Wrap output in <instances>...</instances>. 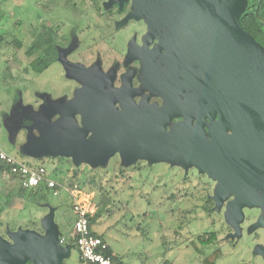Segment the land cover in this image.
Masks as SVG:
<instances>
[{
	"label": "rangeland",
	"instance_id": "1",
	"mask_svg": "<svg viewBox=\"0 0 264 264\" xmlns=\"http://www.w3.org/2000/svg\"><path fill=\"white\" fill-rule=\"evenodd\" d=\"M115 7L123 9L120 14H114L116 22L108 23L114 24L112 29H118L111 34V46L124 49L127 44L129 60H140L142 68L158 70L167 56L161 53L162 45L154 35V22L147 17L140 0L0 2L1 148L32 165L42 164L49 172L56 167L60 171L54 177L56 182L83 183L80 198L91 215L97 214L93 229L103 235L122 264H201L191 243L199 248L195 238L209 233L215 234L216 239L208 245L211 247L204 249L205 253H210L214 246L221 249L215 264H264V206L247 202L236 209L235 197L215 198L218 180L200 174L195 167L183 168L175 161H127L118 153L93 165L60 156L35 159L23 155L27 139L44 138L39 134L43 122L35 119L36 113L42 108L49 109L50 105L64 106L73 94L74 98L80 91L87 92L81 86L82 78L72 75L73 67L77 66L74 64L76 52L68 55L72 50L69 46L83 54L92 41L101 39L108 29L106 13ZM93 23L100 24L101 28L94 29ZM43 25L59 30L60 38L55 44L59 55L47 70L34 74L30 67L32 58L26 55V50L34 32ZM17 41L20 46H16ZM154 41L158 42L154 44ZM93 53L90 48L87 58ZM159 71L157 75H161L160 68ZM171 71L169 75H175ZM139 81L143 91L149 93L146 98L155 96L156 90L146 87L141 76ZM122 92L118 95L119 104L123 102ZM143 102L149 105L146 99L139 106ZM54 117H50V122H54ZM76 120L79 122L78 117ZM36 124L38 130L34 129ZM42 195L43 200L38 198L39 194L30 195V192L19 195L16 182L0 177V238H8V233L18 230L43 235L41 222L50 211L58 226L61 221L63 225L73 221L71 200L65 191L58 196L46 192ZM206 199L214 206L205 213L202 205ZM75 263L76 252L72 249L65 264Z\"/></svg>",
	"mask_w": 264,
	"mask_h": 264
},
{
	"label": "water",
	"instance_id": "2",
	"mask_svg": "<svg viewBox=\"0 0 264 264\" xmlns=\"http://www.w3.org/2000/svg\"><path fill=\"white\" fill-rule=\"evenodd\" d=\"M140 2L167 56L165 69L159 68L175 74L165 77L167 88L161 90L144 80L163 97V106L121 103L119 111L114 103L120 91H112L113 97L97 93L101 99L86 109L80 91L64 106L50 105L34 115L43 122L38 132L44 138L27 139L23 155L91 165L115 153L127 161H175L217 179L215 198L235 197L236 209L247 202L264 206V51L239 24L245 0ZM184 92L188 106L181 104ZM194 107L196 115L190 114ZM183 114L200 123L170 124ZM53 115L58 119L50 122ZM41 223L43 235L18 230L8 233L9 241L0 238V264H62L69 251L59 244L52 211Z\"/></svg>",
	"mask_w": 264,
	"mask_h": 264
},
{
	"label": "flooded vegetation",
	"instance_id": "3",
	"mask_svg": "<svg viewBox=\"0 0 264 264\" xmlns=\"http://www.w3.org/2000/svg\"><path fill=\"white\" fill-rule=\"evenodd\" d=\"M83 1V0H82ZM90 2V0H87ZM121 8L115 7L113 11L108 9L106 13L107 21L106 25L108 29H106L105 35H101L99 40L92 41V44L87 46L85 52L82 54L80 51H75L71 45L69 46L70 49H72L68 55H70L73 52H76L74 55L76 56L74 60V64H76V67H73L74 70H72V75L75 74L78 77H81L84 83L81 85L82 87L84 86L86 91L85 92V108L88 109L91 107V105H94V103L97 100H100L101 98L97 96V93L100 95L103 94H111V92L115 91H122V98L121 100L123 101V106H127L130 102H134V104L138 107L139 103L143 100L148 101V106L151 105H156L157 107H162L164 99L161 96H150L148 97L149 93L143 91V87H141L139 77H142V82H144L142 74L147 75V78L145 80L149 82L150 86H153L155 89H162V88H167L166 84L167 79L165 78L168 73H162L161 75H157L159 69L155 70H149L147 68H142L140 60L135 61V60H129L126 57V48L128 45H125L124 49H116L114 46H111L112 43V37L113 33L117 32L118 29H112V25L114 24H108L109 22H116L114 19V14H120L122 12ZM95 10V9H93ZM95 15L98 13L95 10ZM96 15V16H97ZM91 18H87L86 20L89 21ZM95 26L94 29H99L101 28L100 24H94ZM117 28V27H116ZM127 26L124 28L126 29ZM116 30V31H115ZM107 31H110V35H106ZM163 33V32H162ZM158 42V41H157ZM154 41V44L157 43ZM110 43V44H109ZM65 48V47H62ZM91 48V51L94 52L90 58H87L88 55V50ZM108 50H105V49ZM97 49V50H96ZM56 51V58L55 61L58 59V51L55 47ZM161 53H165V50H162ZM67 57H65L66 59ZM69 62H71V57L68 56ZM83 65V66H82ZM161 69H165L164 65H161ZM143 70V72H142ZM75 71V72H74ZM164 74V75H163ZM161 79V80H160ZM149 80V81H148ZM80 86V87H81ZM108 92V93H106ZM74 95V94H73ZM73 95L71 99H73ZM112 95V94H111ZM186 95H188L186 92H184L181 95V104H185V106H188L187 101H186ZM113 97V95H112ZM128 103V104H127ZM122 104L119 102L114 103V107L117 108L119 111H122ZM193 113L195 114V107L191 108L190 114ZM186 114L180 115L179 117H175L171 119L170 124L174 123H179L182 125H187L190 128L196 127L198 123H200L199 119L194 117L190 119H187L185 116ZM188 116V115H187ZM58 119L57 116L53 118V121H56ZM217 122V118L213 121V123ZM210 123L208 119L204 120V124H202V129L205 131V139H208V129H207V124ZM167 131L169 130V127L166 128ZM197 173V171H195ZM198 174V173H197ZM200 175V174H198ZM3 240L9 241L8 238L2 237Z\"/></svg>",
	"mask_w": 264,
	"mask_h": 264
},
{
	"label": "trees",
	"instance_id": "4",
	"mask_svg": "<svg viewBox=\"0 0 264 264\" xmlns=\"http://www.w3.org/2000/svg\"><path fill=\"white\" fill-rule=\"evenodd\" d=\"M239 24L243 31L248 34L253 41L259 45L264 51V0H245V6L243 7L240 16ZM58 29L54 30L52 27L42 26L39 28L38 32H34L33 40L29 47L26 50V55L31 57L30 62L31 70L34 74L42 73L47 70V68L54 62L56 58L55 44L60 38L58 34ZM16 46H20V42L17 41ZM43 166L42 164H38ZM60 171L55 167L50 171V176L54 179L56 174H59ZM0 177H6L11 181H14L18 184L19 177L10 173L9 169L0 162ZM75 177V174H74ZM74 181L65 182L68 186L72 184H77ZM82 184H77L79 189L83 190ZM89 184H92V181H89ZM84 186V184H83ZM26 192H30V195L39 194L38 198L43 200V193H49L50 191L41 187L35 189H23L18 186V194L23 195ZM51 194V193H50ZM214 203L210 199H206L202 205V210L206 213L211 211ZM90 225L96 220L97 214L89 215ZM68 240V243L72 244L73 239L71 233L68 232L61 234ZM68 235V236H67ZM102 238V237H101ZM195 239L200 243L199 248L195 246V243L192 242L191 246L195 248L198 253V260L201 264H215L216 260L220 257L221 249L218 246H214V249L210 253H205L206 247H211L212 242L215 241V234L209 233L208 235L202 234L197 236ZM213 247V245H212ZM105 255L110 257L112 262L115 264H122L118 258L112 255V252L109 247L105 251Z\"/></svg>",
	"mask_w": 264,
	"mask_h": 264
},
{
	"label": "built area",
	"instance_id": "5",
	"mask_svg": "<svg viewBox=\"0 0 264 264\" xmlns=\"http://www.w3.org/2000/svg\"><path fill=\"white\" fill-rule=\"evenodd\" d=\"M5 0H0V2ZM0 162L4 164L11 174L19 177L18 186L23 189L43 187L50 191L52 196H58L65 191L71 200V211L74 215L71 237L74 248L78 254L80 264H115L105 255L107 244L94 234L89 223L91 212L81 200L82 191L77 184L68 186L66 183L56 182L44 166L32 165L27 160L19 159L6 153L0 146ZM63 239L59 240L61 244Z\"/></svg>",
	"mask_w": 264,
	"mask_h": 264
},
{
	"label": "crops",
	"instance_id": "6",
	"mask_svg": "<svg viewBox=\"0 0 264 264\" xmlns=\"http://www.w3.org/2000/svg\"><path fill=\"white\" fill-rule=\"evenodd\" d=\"M1 40V39H0ZM15 41V40H14ZM26 157V156H25ZM59 183H62V182H59ZM50 193V192H49ZM93 214V213H92ZM73 220H74V217H73ZM62 223H61V226H58L55 222H54V225L56 226V228H57V231H58V239L60 240V239H63V242L60 244L61 245V247L63 248V250L65 249V248H67L68 249V251H69V254H68V256L66 257V258H64L63 260H62V264H65V260L66 259H68L69 257H70V255H71V250L72 249H74L75 250V252H76V249L74 248V244L72 243V244H70V243H68V240L66 239V238H64V236H62L61 234H65V233H72V225H73V221L71 222V223H69V224H67V222L63 225V223H64V221H61ZM63 226H65V227H63ZM91 226V230H92V232L94 233V234H97L98 236H100V237H102V239L104 240V238H103V235L101 234V233H98V232H96V231H94V229H93V224H91L90 225ZM33 227V226H32ZM68 227V231L66 230V228ZM62 230V231H61ZM68 236V235H67ZM105 241V240H104ZM105 243L107 244V242L105 241ZM107 246H108V244H107ZM112 252V251H111ZM112 255H113V253H112ZM114 256V255H113ZM75 264H80L79 263V259H78V254H77V252H76V263Z\"/></svg>",
	"mask_w": 264,
	"mask_h": 264
}]
</instances>
